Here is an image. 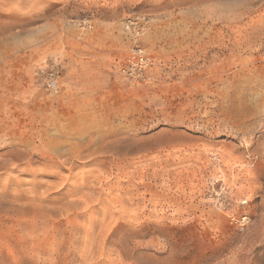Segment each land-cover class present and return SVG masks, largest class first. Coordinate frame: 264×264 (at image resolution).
<instances>
[{"label":"rangeland","instance_id":"1","mask_svg":"<svg viewBox=\"0 0 264 264\" xmlns=\"http://www.w3.org/2000/svg\"><path fill=\"white\" fill-rule=\"evenodd\" d=\"M0 264H264V0H0Z\"/></svg>","mask_w":264,"mask_h":264},{"label":"built area","instance_id":"2","mask_svg":"<svg viewBox=\"0 0 264 264\" xmlns=\"http://www.w3.org/2000/svg\"><path fill=\"white\" fill-rule=\"evenodd\" d=\"M146 22L140 18L130 19L126 23V30L134 41L125 65L122 67L123 75L130 81L138 80L144 72L153 65L154 59L148 50L140 43V37L146 29ZM58 67L52 65L48 71L47 85L49 88L57 86ZM247 218H243L241 228H245Z\"/></svg>","mask_w":264,"mask_h":264}]
</instances>
